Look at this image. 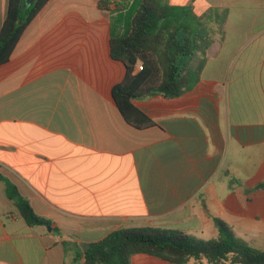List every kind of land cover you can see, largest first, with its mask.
<instances>
[{
    "label": "crops",
    "instance_id": "0c3cea01",
    "mask_svg": "<svg viewBox=\"0 0 264 264\" xmlns=\"http://www.w3.org/2000/svg\"><path fill=\"white\" fill-rule=\"evenodd\" d=\"M164 1L205 16L211 42L191 90L132 101L154 127L129 126L111 95V26L132 0H48L0 66V175L51 221L29 226L0 180V264H70L65 243L131 227L217 239L215 219L264 250V0Z\"/></svg>",
    "mask_w": 264,
    "mask_h": 264
},
{
    "label": "trees",
    "instance_id": "16d2710c",
    "mask_svg": "<svg viewBox=\"0 0 264 264\" xmlns=\"http://www.w3.org/2000/svg\"><path fill=\"white\" fill-rule=\"evenodd\" d=\"M48 0H9L0 31V66L6 64L26 27ZM211 42L205 16L191 7L172 6L164 0H132L129 11L116 15L111 26L110 56L123 63L125 77L111 92L119 113L131 127L156 126L132 101L161 95L172 99L191 90L199 81L204 53ZM142 69L136 71L137 65ZM6 195L29 226L50 225L8 179ZM264 187V186H262ZM217 239L201 240L179 230L131 227L107 235L102 241L76 246L65 243L74 256L70 264H131L134 254H148L172 264H264V250L236 237L223 221L215 219Z\"/></svg>",
    "mask_w": 264,
    "mask_h": 264
},
{
    "label": "water",
    "instance_id": "95a60500",
    "mask_svg": "<svg viewBox=\"0 0 264 264\" xmlns=\"http://www.w3.org/2000/svg\"><path fill=\"white\" fill-rule=\"evenodd\" d=\"M35 2V0H24L25 5H32ZM48 229H50V226H47Z\"/></svg>",
    "mask_w": 264,
    "mask_h": 264
},
{
    "label": "built area",
    "instance_id": "2783aa9c",
    "mask_svg": "<svg viewBox=\"0 0 264 264\" xmlns=\"http://www.w3.org/2000/svg\"><path fill=\"white\" fill-rule=\"evenodd\" d=\"M137 67L139 68V70H141V69H142V66H141V64H140V63L137 65Z\"/></svg>",
    "mask_w": 264,
    "mask_h": 264
},
{
    "label": "rangeland",
    "instance_id": "374dc122",
    "mask_svg": "<svg viewBox=\"0 0 264 264\" xmlns=\"http://www.w3.org/2000/svg\"><path fill=\"white\" fill-rule=\"evenodd\" d=\"M25 4V3H24Z\"/></svg>",
    "mask_w": 264,
    "mask_h": 264
}]
</instances>
